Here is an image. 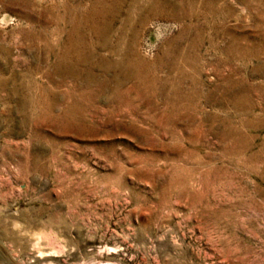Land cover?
Here are the masks:
<instances>
[{
    "label": "rangeland",
    "instance_id": "374dc122",
    "mask_svg": "<svg viewBox=\"0 0 264 264\" xmlns=\"http://www.w3.org/2000/svg\"><path fill=\"white\" fill-rule=\"evenodd\" d=\"M0 263L264 264V0H0Z\"/></svg>",
    "mask_w": 264,
    "mask_h": 264
},
{
    "label": "bare ground",
    "instance_id": "6f19581e",
    "mask_svg": "<svg viewBox=\"0 0 264 264\" xmlns=\"http://www.w3.org/2000/svg\"><path fill=\"white\" fill-rule=\"evenodd\" d=\"M37 1V0H36ZM136 1V0H135ZM190 2V1H189ZM137 3V2H136ZM225 3V2H224ZM224 3L222 4V5H224ZM91 4V3H90ZM131 4V3H130ZM135 4V3H134ZM133 5V4H132ZM191 5V4H190ZM10 6V5H9ZM142 6V5H141ZM73 7V6H72ZM241 7V6H240ZM133 8V7H132ZM141 9V8H140ZM200 9V8H199ZM229 9V8H228ZM86 10V9H85ZM79 11V10H78ZM41 14V13H40ZM113 16V15H112ZM65 17V16H64ZM66 19V18H65ZM123 19V18H122ZM217 20V19H216ZM78 21V20H77ZM64 23H66V22H64ZM108 23V22H107ZM29 25H30V23H29ZM191 25V24H190ZM65 27H67V26H65ZM81 27V26H80ZM121 33V32H120ZM110 39V38H109ZM113 39V38H112ZM103 47V46H102ZM76 53H80V55L82 54V50L81 51H77L76 50ZM111 53V52H110ZM107 68V67H106ZM67 69V68H66ZM91 81V80H90Z\"/></svg>",
    "mask_w": 264,
    "mask_h": 264
},
{
    "label": "water",
    "instance_id": "95a60500",
    "mask_svg": "<svg viewBox=\"0 0 264 264\" xmlns=\"http://www.w3.org/2000/svg\"><path fill=\"white\" fill-rule=\"evenodd\" d=\"M1 264V263H0Z\"/></svg>",
    "mask_w": 264,
    "mask_h": 264
}]
</instances>
